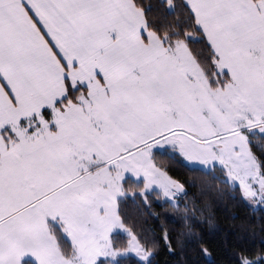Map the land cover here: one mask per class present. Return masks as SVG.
<instances>
[{"label":"snow or ice","instance_id":"snow-or-ice-1","mask_svg":"<svg viewBox=\"0 0 264 264\" xmlns=\"http://www.w3.org/2000/svg\"><path fill=\"white\" fill-rule=\"evenodd\" d=\"M158 154L264 206V0H0V264H156L123 206L179 207Z\"/></svg>","mask_w":264,"mask_h":264},{"label":"trees","instance_id":"trees-1","mask_svg":"<svg viewBox=\"0 0 264 264\" xmlns=\"http://www.w3.org/2000/svg\"><path fill=\"white\" fill-rule=\"evenodd\" d=\"M154 2L146 0V3ZM260 143L257 137L253 150L258 155ZM157 164L185 184L187 195L179 200V207L165 203L161 196L151 198V209L144 207L139 199H129L123 206L130 225L137 230L142 225L155 229L149 234L159 243L156 264H235L234 253L239 245L256 249L264 246V207L254 209L237 191L222 182L223 176L190 167L182 157L158 154ZM186 206L207 209L196 213L200 223L195 230L204 237L210 256L202 253L200 245L185 235ZM150 213H158L159 220ZM206 220L211 223H205ZM165 231L174 242L172 250L162 239ZM126 238L124 234L121 236V239Z\"/></svg>","mask_w":264,"mask_h":264},{"label":"rangeland","instance_id":"rangeland-1","mask_svg":"<svg viewBox=\"0 0 264 264\" xmlns=\"http://www.w3.org/2000/svg\"><path fill=\"white\" fill-rule=\"evenodd\" d=\"M183 158V157H182ZM183 160H184V162L187 164V165H189L190 167H193L192 166V163L191 162H188L185 158H183ZM215 173H218V175H220V176H222V174L220 173V171L217 169V170H215ZM162 197V196H161ZM162 199L164 200V197H162ZM178 202H179V200L176 202L177 204H178ZM247 203L251 206V207H253L254 209H258V208H260V207H264V206H259V205H253L251 202H249V201H247ZM124 235H126V234H124ZM134 255V254H133Z\"/></svg>","mask_w":264,"mask_h":264}]
</instances>
